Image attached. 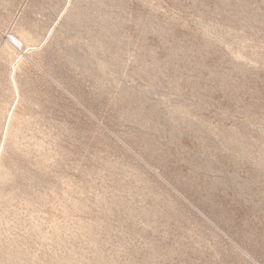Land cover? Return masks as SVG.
<instances>
[{"label": "rangeland", "instance_id": "rangeland-1", "mask_svg": "<svg viewBox=\"0 0 264 264\" xmlns=\"http://www.w3.org/2000/svg\"><path fill=\"white\" fill-rule=\"evenodd\" d=\"M0 264H264V0H0Z\"/></svg>", "mask_w": 264, "mask_h": 264}, {"label": "bare ground", "instance_id": "bare-ground-1", "mask_svg": "<svg viewBox=\"0 0 264 264\" xmlns=\"http://www.w3.org/2000/svg\"><path fill=\"white\" fill-rule=\"evenodd\" d=\"M10 41H11L14 45H16L17 47H20V46H21V42L18 41L17 39H15V38H10Z\"/></svg>", "mask_w": 264, "mask_h": 264}]
</instances>
